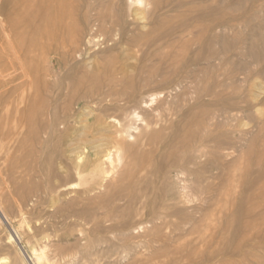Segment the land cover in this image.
Returning <instances> with one entry per match:
<instances>
[{"label":"rangeland","instance_id":"rangeland-1","mask_svg":"<svg viewBox=\"0 0 264 264\" xmlns=\"http://www.w3.org/2000/svg\"><path fill=\"white\" fill-rule=\"evenodd\" d=\"M13 1L16 0H0V19L9 9L13 11L8 13L15 15L5 30L8 35L12 32L13 51L27 53L24 54L27 59L37 62L40 83V79L45 78L44 67L40 64L46 58L54 61L49 79L48 76L46 78L49 92L33 96L38 98H32L34 105L28 104L19 110V114H25L24 123L28 125L37 121L38 118L30 120L27 116L30 111L38 109L42 100L46 110L45 120L50 117L53 108L57 115H63L61 106L71 95L68 92L84 88L83 85L86 87L82 91L90 90L88 84L92 85L96 71L102 67L106 70L109 67L111 75L108 78L115 77V80L143 71L142 88L137 91L147 104L135 110V125L119 132L128 119L117 115L116 109L113 110L108 102L99 104L97 99H86L88 103L77 99L79 103L75 106L78 113L69 118L65 130L59 128L58 134L53 135L58 143L44 147L45 158L53 157L55 160L40 163L39 168H32L27 173V177H24L25 167H22L31 154L28 153L29 146H25L29 137L23 136L25 132L22 131L20 140L24 146L21 147L20 135L12 133L17 125L13 118L15 120L19 111L14 109V115L0 114V210L7 218L5 221L0 216V264H25L28 262L25 254L31 256L33 249L45 250L51 259L50 264H85L88 254L94 255L92 253L96 248L93 246H97L91 240L101 239L100 236L104 235L110 236L111 240L114 236V239H121L119 243H125L119 248L108 242L110 251L116 247L123 256L118 259L120 262L117 260L118 263L114 264H256V257L264 256V0H40V3L37 0H19L22 4L15 3V6ZM28 5L38 16L32 12L31 17ZM26 11L30 12L29 16ZM23 14L28 18L25 19ZM19 15H23L22 19L27 23ZM22 24H25L24 27ZM26 24H29L28 27ZM40 24L47 26L41 27ZM31 27L33 30H29ZM22 28L25 30L22 31ZM20 29L21 32L18 31ZM7 30H11L10 33ZM87 31L93 35L89 37L85 34ZM5 32L0 28L1 43L7 41ZM17 33L20 36L17 37ZM81 34L86 41L79 39ZM74 40L78 45L73 44ZM21 44L25 48H21ZM82 44L83 49L80 47ZM2 46L0 52L4 51L1 55L6 50ZM75 46L80 47L83 54L74 57V60L69 52ZM28 50L36 54L31 55ZM1 55L4 61L6 57ZM73 77H81V80ZM70 79L79 81L80 86L71 81L73 87L71 85L68 89L69 85H66L71 84ZM92 101L97 102L99 107ZM239 107L240 110L237 109ZM8 123H11L10 126ZM18 126L21 129V124ZM7 128L13 138L6 133ZM42 134L43 139L47 138L46 134ZM31 145L34 154L43 149ZM70 151H73L72 157L83 153L77 159L78 164H85L81 175H77L71 165L74 159H66ZM106 156L109 160L102 162ZM60 159L64 160L65 167ZM18 167L22 173L17 172ZM40 167H49V171L55 169L58 179L38 176ZM181 169L186 172V198L180 195L179 184L175 185L174 177L171 180L168 178ZM55 180L58 184L67 183L62 193L51 192L57 185ZM35 184L41 188L36 189ZM85 190L89 192L85 193ZM24 192H28V200ZM49 192L53 194L54 202H73L75 206L69 209H78L84 202L88 207L94 204L95 214L102 213L107 219L96 225L97 231L91 230L90 234L94 237L89 235V239L86 236L87 225L58 227L55 215L51 216L55 208L50 206L51 199L48 202L51 198ZM115 192L116 195L107 200ZM38 194L42 199H35ZM23 196L24 200L19 201V197L22 199ZM32 200L35 204L41 203L43 209L40 205L32 209ZM102 200L105 203L98 206L97 203ZM29 218L33 219L32 223ZM43 226H50L48 230H51ZM9 235L15 238L10 243L7 239ZM46 235H50L48 238L51 240ZM89 244L94 245L88 247ZM53 245L55 248L52 251ZM40 246L44 247L40 249Z\"/></svg>","mask_w":264,"mask_h":264},{"label":"bare ground","instance_id":"bare-ground-1","mask_svg":"<svg viewBox=\"0 0 264 264\" xmlns=\"http://www.w3.org/2000/svg\"><path fill=\"white\" fill-rule=\"evenodd\" d=\"M23 1V0H22ZM25 1V0H24ZM38 2L40 1V0H37ZM47 0H45V2H46ZM11 2V1H10ZM14 2V1H13ZM25 2H27V1H25ZM30 2V1H29ZM41 2V1H40ZM39 2V3H40ZM9 3V2H8ZM15 3H21L22 4V2H19V0H18V2H17V0L14 2V6H15ZM33 3H34V1H33ZM32 3V4H33ZM35 3H36V1H35ZM34 3V4H35ZM10 4H12V3H10ZM25 4V3H24ZM30 4V3H29ZM34 4H33V6H34ZM42 5V4H41ZM10 6V5H9ZM12 6V5H11ZM11 6H10V8H11ZM14 6H12V7H14ZM26 5H24V7H25ZM36 6V5H35ZM23 7V6H22ZM31 8H32V6H30ZM29 7V5H28V8H30ZM15 8V7H14ZM30 8V10L29 9H27V10H29V11H31V17H32V12L34 13V11H32V9ZM15 9H17V8H15ZM19 9H20V7H19ZM35 9H36V7H35ZM38 10H39V8H37ZM45 9V8H44ZM113 9V8H112ZM10 10V9H9ZM9 10H6L7 12L4 14L5 16H3V18L2 19H0V28L2 29L3 28V33L5 32V30H6V26H8L7 25V23H12V20H11V18H13L12 16H15L14 15V13H8V11ZM18 10V9H17ZM1 12H2V10H0ZM11 11V10H10ZM13 11V10H12ZM11 11V12H12ZM29 11H26V13H28ZM14 12H16L15 10H14ZM18 12V11H17ZM16 12V13H17ZM36 12V11H35ZM4 13V12H3ZM19 13V12H18ZM26 13H24V14H26ZM30 13V12H29ZM29 13L27 14L28 16H29ZM13 14V15H12ZM21 14V13H20ZM23 14V15H24ZM37 14V16H38V13H36ZM35 13L33 14V15H36ZM89 14H91V13H89ZM18 15V14H17ZM23 15H19V16H21V19H22V17H23ZM27 15H24V17H26L25 19H27L28 18V16ZM99 15V14H98ZM18 16V17H19ZM17 17V18H18ZM42 16H40V19H42L41 18ZM89 17H92V16H89ZM1 18V17H0ZM16 18V19H17ZM20 18V17H19ZM35 18V17H34ZM21 19H19V20H21ZM24 19V18H23ZM23 19H22V21H23ZM31 19V18H30ZM39 21H40V19L39 18H37ZM45 19H49L50 20V18H45ZM88 19V18H87ZM99 19V18H98ZM11 20V21H10ZM43 20V19H42ZM21 21V22H22ZM43 21H45V20H43ZM23 22H26V21H23ZM22 22V23H23ZM35 22V21H34ZM27 23V22H26ZM32 24H35V23H33V22H31ZM44 23V22H43ZM89 23V22H88ZM30 24V23H29ZM29 24H26L27 25V27H28V25ZM45 24H47L46 23V21H45ZM44 24V25H45ZM12 25V24H11ZM23 25H25V24H22V26ZM41 25V24H40ZM39 25V26H40ZM104 25V24H103ZM22 26H20V28L22 27ZM33 26V25H32ZM36 28L38 27L37 26V23H36ZM35 26H33V27H35ZM47 26V25H46ZM46 26H43V25H41V27H46ZM87 26H88V24H87ZM86 26V27H87ZM93 26H94V24H93ZM92 26V27H93ZM97 26V25H96ZM24 27V26H23ZM33 27H31L29 30H33L32 28ZM110 27V26H109ZM25 28H26V26H25ZM25 28H22V31H24L25 30ZM104 28V27H103ZM112 28V27H111ZM83 29H84V27H83ZM98 29V28H97ZM12 30V29H11ZM10 30V31H11ZM2 31V30H1ZM10 31L9 30H7V32L8 33H10ZM18 31H20L21 32V29L20 30H18ZM38 31H39V29H38ZM103 31V30H102ZM27 32V31H26ZM30 32V31H29ZM33 32H35V31H33ZM40 32V31H39ZM48 32V31H47ZM80 32V31H79ZM16 33V32H15ZM7 33L5 32V36L7 37L6 38V42L5 43H1L2 42V40H1V42H0V48H1V46L2 47H5L6 48V50H5V52L1 55V57L4 55L6 58H5V60L4 61H2L3 59H1L0 58V61H2V62H0V79H1V83H2V85H0V114L2 113V115H3V113H5V115H9V114H11L12 112H13V110L15 109V110H17V112L20 110H22V107L24 108L25 106H27L28 104H30V106H32V105H34V103H35V101H33L32 100V98H35V97H33V96H40L41 95V92H45V93H47V92H49V90H48V88H47V76H48V79H49V76H50V69H51V64H53L52 62H54V61H52V59H47L46 58V60L44 59L43 61H42V63L43 64H40V65H42L44 68V77L45 78H42L43 80H41L40 79V81H41V83L38 81V75H37V62H35V61H33L32 59H30L29 60V58L27 59V56L26 55H24V54H27V53H24V54H21V53H15V51H13L14 49V46H13V44H11V37H12V32H11V35L9 34H7ZM38 34V33H37ZM83 34V33H82ZM82 34H81V36H82ZM86 35L88 34V31L85 33ZM41 35H43V34H41ZM45 35H46V33H45ZM78 35V34H77ZM89 35H91V33H89L88 34V36ZM93 35V34H92ZM91 35V36H92ZM4 36V37H5ZM11 36V37H10ZM18 36H20V34H18L17 33V37ZM24 36V35H23ZM37 36V35H36ZM75 36H76V34H75ZM79 36V35H78ZM80 36V38L79 39H83L84 37V34H83V36L81 37ZM91 36H89V37H91ZM118 36V35H117ZM154 36V35H153ZM16 37V36H15ZM46 37V36H45ZM150 37H152L151 35H150ZM1 38H3V37H1ZM24 38V37H23ZM36 38V37H35ZM75 39L76 38H78L77 36L76 37H74ZM94 36H93V40L91 41V40H89V38H88V40L89 41H91V44L94 42ZM97 39V38H96ZM30 41H32V39H29ZM41 39H39L38 41H40ZM84 40V39H83ZM77 41V40H76ZM75 40H74V43L73 44H76V45H78L77 43H75L76 42ZM84 41H86V39L84 40ZM34 42V41H33ZM32 42V43H33ZM73 42V41H72ZM81 42H82V40H81ZM88 42V41H87ZM16 43V42H15ZM32 43H30V44H32ZM27 44V46H29V44L28 43H26ZM35 44H36V42H35ZM58 44V43H57ZM83 44H85V42L83 43ZM80 45V47L81 46H83L84 47V45ZM22 45V44H21ZM20 45V46H21ZM23 45L24 46H26L25 45V43H23ZM23 45H22V47L21 48H25V47H23ZM87 45V44H86ZM89 45V44H88ZM87 45V46H88ZM93 45H95V44H93ZM38 46V45H37ZM30 47V46H29ZM43 47V46H42ZM80 47H78V46H75L74 47V49H72V51H71V49H70V51L72 52V54H71V52H69V54H70V56L72 55V59H74L75 60V58L74 57H80L83 53H82V49H80ZM33 48H35L36 49V47L35 46H33ZM87 49H88V47H86ZM89 49H91V47H89ZM31 50V49H30ZM33 50V49H32ZM37 50H38V48H37ZM4 51V50H3ZM3 51H1V52H3ZM13 51V52H12ZM21 51H23V49L21 50ZM21 51H19V52H21ZM39 51V50H38ZM37 51V52H38ZM92 51V50H91ZM91 51H89V52H91ZM0 52V53H1ZM28 53H30L29 52V50H28ZM39 53V52H38ZM67 53V52H66ZM85 53V52H84ZM87 53V52H86ZM85 53V54H86ZM31 55L32 54H36L35 52H31L30 53ZM67 56V55H66ZM3 58V57H2ZM150 58V57H149ZM69 59V58H68ZM77 59V58H76ZM79 59V58H78ZM83 59V58H82ZM33 62H32V61ZM60 60V59H59ZM61 61H64V60H61ZM83 61H85V60H83ZM4 62V63H3ZM68 63V62H67ZM2 64V65H1ZM39 65V66H40ZM63 65H65V64H63ZM69 66V65H68ZM78 66V65H77ZM141 66V65H140ZM105 67H107V66H105ZM141 67H143V65L141 66ZM109 68V67H108ZM108 68H107V70H106V68H104V67H102L100 70H98V71H96V74L94 75V80H93V82H92V85L91 84H88V85H90L89 87H91V89L90 90H86L85 92L84 91H82V90H85L84 88L86 87L85 85H83L84 86V88H80V89H75V90H73V93L72 92H68V93H70L69 95L71 96H69V98H67V100H66V102L61 106L62 108H61V113H63V115H57V111H56V109L55 108H53V110L54 111H52V114H50V117H48L46 120H45V118H44V115L46 114V110H45V107H44V102H43V100L42 101H40L39 103H38V109L37 110H34V111H30V113L28 114V116H27V118L28 119H30V120H33V119H37V121H32V123H30V124H28L27 125V123L25 122L24 123V120H23V118H24V116H25V114L23 113V114H19V113H21L20 111L18 112V116L15 118V120H14V118H13V122H16L17 123V125L14 127V132H12L13 133V135L15 134V136H19L20 138L18 139L19 140V145H21V147L22 146H24L23 145V142L21 141L22 139H21V136H22V131H24L23 133V136L25 135H27L26 137H29V143H26L27 145H25L26 147H28L29 146V148H28V150H30V151H28V153H30L31 152V154H29L28 156H29V158H28V161H24L25 162V166H23L22 168H24L25 167V172H24V177H27V173H29V171L32 169V168H35V167H38L39 168V164L40 163H46V161H51L52 159H54L55 160V158H53V157H50V158H45V149H44V147L46 146H48L49 144H56V143H58V142H56V140H57V138L55 137V136H53L54 134H58V131H59V128H65L66 126H68V124H69V118H71V117H74L73 115L75 114V112H76V114L78 113V111L76 110V106H75V104H78L79 102L78 101H76L77 99H82V100H85L86 102H88V100L90 101V100H94V99H97L98 101H99V104L100 103H102L103 104V102H108L107 104L108 105H111V108H113V110L114 109H116V111L118 112V114L117 115H121V116H124L125 118H127L128 119V123L127 124H124L123 126H122V128H120L119 129V132L121 131V130H123L125 127H127V126H132V124H134L135 125V118H136V114H137V112L135 111L138 107H140V106H145L146 104H147V100H144V99H142L143 97H142V95H141V93H139L138 91H137V89L138 90H140L141 88H142V85L140 84L141 83V80H142V78H143V71L142 72H138V71H136V73L134 74V76H132V75H129V76H127V77H122L121 79L120 78H116V80L114 79V78H108V76H110L111 75V72H109L110 70H108ZM136 68H139V66L138 67H136ZM84 70H85V68H83ZM88 69V68H87ZM141 69V68H140ZM54 70V69H53ZM56 70V69H55ZM68 70V69H67ZM72 70V69H71ZM142 70V69H141ZM116 71V70H115ZM73 72V71H72ZM82 72H84V71H82ZM58 73V72H57ZM91 73H93V72H91ZM117 73V72H116ZM54 74V73H53ZM89 74V73H88ZM52 75V74H51ZM85 75H87V70H86V73H85ZM118 75V74H117ZM60 76V75H59ZM114 75H112V77H113ZM79 77V76H78ZM73 78H75V77H73ZM81 78V77H80ZM80 78H77V79H79V80H81ZM69 79V78H68ZM76 79V78H75ZM76 79V80H77ZM93 79V78H92ZM118 79V80H117ZM50 80H51V78H50ZM71 81H73V79L71 80L70 79V81L69 82H71ZM43 82H45V84H42ZM78 83V82H76L75 80L73 81V83ZM85 82V81H84ZM83 83V82H82ZM81 83V84H82ZM40 84V85H39ZM79 84V83H78ZM69 85V87H68V89L69 88H71V87H73V85H72V82H71V84H67L66 85V87ZM72 85V86H71ZM87 85V86H88ZM71 86V87H70ZM74 86H75V84H74ZM78 86H80V84L79 85H77V87ZM82 86V85H81ZM64 87V86H63ZM72 90V89H71ZM242 90V89H241ZM62 91V90H61ZM64 91V90H63ZM50 92H52V91H50ZM67 92V91H66ZM83 94H82V93ZM38 93H40L39 95H38ZM65 93V92H64ZM64 93H62V95L64 94ZM37 94V95H36ZM57 94H58V92H57ZM37 98V97H36ZM35 98V99H36ZM41 98L42 97H40V100H41ZM63 98V97H62ZM62 98H60V99H62ZM156 98V97H155ZM38 99V98H37ZM36 99V100H37ZM86 99H88V100H86ZM138 99H140V100H138ZM151 100H152V98H151ZM32 101H33V104H32ZM96 101V100H95ZM136 101H138V102H136ZM92 102H94V101H92ZM84 103V102H83ZM89 103V102H88ZM95 103V102H94ZM97 103V102H96ZM95 103V104H96ZM37 104V103H36ZM46 105V104H45ZM98 104H96L95 106H97ZM58 106V105H57ZM86 106V105H85ZM92 106H93V104H92ZM97 107H99V105L97 106ZM104 106H102V108H103ZM107 108H108V106H106ZM58 108H59V106H58ZM57 108V109H58ZM78 108V107H77ZM85 108V107H84ZM83 108V109H84ZM105 108V107H104ZM110 108V107H109ZM240 108L241 107H239V108H237V109H239L240 110ZM32 109V108H31ZM82 109V108H81ZM101 109V108H100ZM14 110V111H15ZM58 110H60V109H58ZM80 110V109H79ZM111 110V109H110ZM81 111V110H80ZM85 111V110H84ZM16 112V111H15ZM25 112V111H24ZM83 112V111H82ZM86 112V111H85ZM106 113H108V111L106 112ZM17 114V113H16ZM15 114V115H16ZM103 114V113H102ZM110 114V113H109ZM139 114V113H138ZM12 115H14L13 113H12ZM107 115V114H106ZM140 115V114H139ZM2 117V116H1ZM7 118V117H6ZM10 119H11V117H10ZM25 119V118H24ZM145 120V119H144ZM6 121V120H5ZM25 121H26V119H25ZM146 121V120H145ZM118 122V121H117ZM122 122V121H121ZM125 122H127V121H125ZM12 123V122H11ZM10 123V124H11ZM10 124L8 123V125L10 126ZM18 124H21V129H19V126H18ZM67 124V125H66ZM71 124V123H70ZM7 125V126H8ZM77 125V124H76ZM6 126V125H5ZM9 126H8V128H9ZM14 126V125H13ZM16 127H18V129L16 130ZM28 127H29V131H28ZM117 128H118V125L116 126ZM219 127V126H218ZM4 128V127H3ZM7 128V129H8ZM77 128V127H76ZM23 129V130H22ZM100 129V128H99ZM10 130H11V128H10ZM13 130V129H12ZM65 130V129H64ZM80 130V129H79ZM5 131V130H4ZM4 131H3V133H4ZM9 131V129L7 130V132L6 133H10V135H9V137L11 136V131L10 132H8ZM168 131V130H167ZM19 132H20V134H19ZM46 134V137L47 138H45V139H43L42 137H41V134ZM106 133V132H105ZM104 133V134H105ZM125 133H127V132H125ZM131 133V132H130ZM42 134V135H43ZM6 135V134H5ZM11 136L12 138L14 137V136ZM79 135V134H78ZM180 135V134H179ZM4 136V135H3ZM8 136V135H7ZM6 136V137H7ZM54 137V138H53ZM111 137V136H110ZM165 138V137H164ZM5 139V138H4ZM7 139V138H6ZM21 139V140H20ZM119 139V138H118ZM1 140V139H0ZM17 140V139H16ZM22 143H21V142ZM59 141V140H58ZM103 141V140H102ZM26 142H28V141H26ZM157 142V141H156ZM31 144H34V145H38V147L39 148H43V149H41L42 151V153L39 151V153L37 152V154H34V153H32V150H33V145H31ZM100 144V143H99ZM240 144V143H239ZM15 146V145H14ZM108 146V145H107ZM111 146H113L112 144H111ZM115 146V145H114ZM139 146V145H138ZM141 146V145H140ZM20 147V148H21ZM25 147V152L27 151V148ZM94 147V146H93ZM16 148H18V146L16 147ZM32 148V149H31ZM111 148V147H110ZM128 148V147H127ZM126 148V149H127ZM118 149V148H117ZM122 149V148H121ZM120 150V149H119ZM1 151V150H0ZM116 151V150H115ZM125 151H127V150H125ZM137 151H139V150H137ZM27 153V152H26ZM70 155H69V154ZM106 153V152H105ZM108 153V152H107ZM126 153V152H125ZM71 154H73V151H70V152H67V156H66V159H68V160H70V161H73V159H74V164H71L72 166H74V170L76 171L75 173H77V175L79 174V175H81L80 173H83V171H84V165H82V164H78V160L77 159H79L80 158V154H78V155H76L75 154V156L74 157H72V155ZM83 154V153H82ZM81 154V155H82ZM109 154H110V152H109ZM120 154V153H119ZM131 154V153H130ZM27 155V154H26ZM55 156H58L56 153H55ZM62 156H63V154H62ZM117 156V155H116ZM125 156V155H124ZM130 156V155H129ZM204 156V155H203ZM24 157V156H23ZM27 157V156H26ZM59 157V156H58ZM103 157V156H102ZM122 157V156H121ZM120 157V158H121ZM127 157V156H126ZM125 157V158H126ZM25 158V157H24ZM63 158V157H62ZM118 158V157H117ZM122 159V158H121ZM135 159V158H134ZM61 160V159H60ZM77 160V161H76ZM107 160H109V158H107V156L106 157H104L103 159H102V162L104 161H107ZM115 160V159H114ZM62 161V160H61ZM60 161V162H61ZM64 161V160H63ZM63 161H62V164H63ZM101 161V160H100ZM119 161V160H118ZM136 161V160H135ZM5 162V161H4ZM54 162V161H53ZM116 162V161H115ZM143 162V161H142ZM153 162V161H152ZM67 163V162H66ZM121 163V162H120ZM135 163V162H134ZM21 164H22V162H21ZM53 164V163H52ZM107 164V163H106ZM58 165H59V163H58ZM58 165H56V166H58ZM64 165V167H65V164H63ZM68 165V164H67ZM128 165H130V164H128ZM17 166H18V164H17ZM17 166H15V167H17ZM59 166H61V164L59 165ZM58 166V167H59ZM71 166V167H72ZM115 166V165H114ZM118 166V165H117ZM43 167H44V164H43ZM132 167V166H131ZM141 167V166H140ZM139 167V168H140ZM22 168H21V170H22ZM42 167H40V170H38V176L39 175H42V177L44 176V177H48L47 179H52V178H57L59 175L56 173L57 171L55 170V169H51L50 171L48 170L49 169V167H47L48 169H46V168H42ZM55 168V167H54ZM104 168V167H103ZM115 168V167H114ZM18 169H19V167H18ZM59 169V168H58ZM63 169V168H62ZM67 169H68V167H67ZM72 168H70V170H71ZM72 169V170H73ZM23 170V171H24ZM36 170H37V168H36ZM60 170V169H59ZM107 170H109V169H107ZM112 170V169H111ZM121 170V169H120ZM173 170V168L170 170V171H172ZM184 169H181V170H178V171H176L175 172V174L173 175V176H170V177H168V178H170V180L172 179V177H174V180H176V184L175 185H177V184H179L178 185V188H180L179 190H180V192H181V196H185V193L186 192H184V190H185V185L186 184H184L185 182H186V177H185V173L186 172H184L183 171ZM33 171V170H32ZM117 171V170H116ZM126 171V170H125ZM186 171V170H185ZM17 172H20V169H19V171H17ZM59 172V171H58ZM20 173H22V172H20ZM85 173V172H84ZM109 173V172H108ZM130 173V172H129ZM170 173V172H169ZM126 174V173H125ZM143 174H145V173H143ZM173 174V173H172ZM21 175V174H20ZM37 175V174H36ZM33 176H35V175H33ZM86 176V175H85ZM126 176V175H125ZM28 177H29V175H28ZM32 177V176H31ZM36 177V176H35ZM41 177V178H42ZM61 177V176H60ZM59 177V178H60ZM63 177V176H62ZM81 177H83V176H81ZM135 177V176H134ZM139 178V177H138ZM21 179H23V177H21ZM24 179H26V180H28L27 178H24ZM35 179V178H34ZM46 179V178H45ZM49 179V180H50ZM58 179V178H57ZM80 182L83 180H80V179H78ZM85 180V179H84ZM37 181V183H39V181L40 180H36ZM41 181H42V179H41ZM41 181H40V183H41ZM46 181V180H45ZM56 181V180H55ZM62 181H63V179H62ZM113 181V180H112ZM128 181V180H127ZM134 181V180H133ZM161 181V180H160ZM169 181V180H168ZM25 182H28V181H25ZM57 182V181H56ZM65 182V181H64ZM82 182H84V181H82ZM106 182V181H105ZM115 182V181H114ZM135 182V181H134ZM30 183V182H29ZM28 183V185H30ZM44 183V182H43ZM47 183H50L49 181H47L46 182V184ZM117 183V182H116ZM66 184L67 183H59L58 184V182H57V185H55L54 186V188H53V190H51V192L52 191H55L56 190V193H62L63 192V190L66 188L65 186H66ZM128 184V183H127ZM171 184V182H169V184H168V186ZM41 185V184H40ZM47 185H49V184H47ZM46 185V186H47ZM68 185H69V183H68ZM72 185V184H71ZM102 185V184H101ZM104 185V184H103ZM110 185V184H109ZM108 185V186H109ZM124 185V184H123ZM7 186V185H6ZM34 186H36L35 188L37 189L38 188V186H37V184H35ZM46 186H44V187H46ZM70 186V185H69ZM108 186H106V187H108ZM121 186V185H120ZM199 186V185H198ZM30 187V186H29ZM33 187V186H32ZM44 187H43V189H44ZM48 187V186H47ZM46 187V188H47ZM71 187V186H70ZM105 187V188H106ZM39 188H41L40 186H39ZM38 188V189H39ZM45 188V189H46ZM115 188H117V187H115ZM189 188V187H188ZM29 188H27V190H28ZM35 189V190H36ZM26 190V191H27ZM3 191V190H2ZM34 191V190H33ZM42 192H43V190H41ZM78 191V190H77ZM115 191L117 192V189H115ZM40 192V191H39ZM40 193V196H41V194H43V193ZM85 193L86 192H89V190H85L84 191ZM83 192V193H84ZM116 192L114 193V195H112V196H108L107 197V200H109L110 198H112V197H114L115 195H116ZM136 192V191H135ZM193 192V191H192ZM26 193H28V192H24V195L26 196V198L25 199H27L28 197H27V195H26ZM35 193V192H34ZM33 193V194H34ZM56 193H54V195L56 194ZM84 193V194H85ZM100 193V192H99ZM127 193V192H126ZM188 193V192H187ZM194 193V192H193ZM192 193V194H193ZM33 194L31 195L32 196V198H33ZM45 194V193H44ZM47 195H48V193H46ZM58 194H56V195H58ZM69 194V193H68ZM67 194V195H68ZM83 194V195H84ZM21 195H22V193H21ZM49 195H51L50 194V192H49ZM49 195H48V197H49ZM53 195V194H52ZM52 195H51V198H49L48 199V202H50L53 198H52ZM81 194H79V196H80ZM96 195V194H95ZM142 195V194H141ZM190 195V194H189ZM19 196V195H18ZM17 196V197H18ZM35 196V195H34ZM38 196H39V194H38ZM35 197V199H42L40 196V198L39 197ZM60 196H61V198H62V194H60ZM65 196V195H64ZM63 196V197H64ZM66 197V196H65ZM87 197V196H86ZM122 197V196H121ZM134 197V196H133ZM201 197V196H200ZM20 199H19V201H23L24 200V196H23V198L21 199V197H19ZM31 198V197H30ZM29 198V199H30ZM61 198H60V201H62L61 200ZM182 198V197H181ZM185 198H186V196H185ZM34 199V198H33ZM51 199V200H50ZM98 199V198H97ZM14 200V199H13ZM16 200V199H15ZM28 200V199H27ZM59 200V198L57 199V201ZM67 201H69V199H66ZM71 200V199H70ZM81 200H84V199H81ZM99 200V199H98ZM188 200V199H187ZM33 201V200H32ZM32 201L30 202V203H32ZM36 201H39V200H36ZM42 201V200H41ZM53 201V200H52ZM54 201H55V199H54ZM52 202L51 203V207L52 206H54V211H55V213H52L53 215H51V216H54L55 215V219H56V224H58V227L59 226H69L70 224H76V225H78L79 227H80V225L82 226V225H84V227L87 225L88 227H89V229H87V233H86V236H87V238L89 239V235H91L90 234V232H91V230H93L94 231V229L96 230V225L100 222V221H105L106 219H107V216L105 215H103L102 213H99L98 215H96L95 214V210H93L94 209V206H96V205H91V206H87L85 203L86 202H84L83 203V206H85L84 208H82V207H80V208H78V209H76V208H73V209H69V208H72V206L74 205V204H72L73 202H68V203H64V202ZM72 201H74V200H72ZM76 201V200H75ZM78 201V200H77ZM28 202V201H27ZM27 202H26V204H27ZM127 202V201H126ZM22 203H24V202H21V204ZM33 205H32V209H36L37 207H38V205H40L41 207H42V204L41 203H39V204H35L36 202H34L33 201ZM62 203V204H61ZM64 203V204H63ZM100 203H105V201L104 200H102V201H100V202H98L97 204H98V206L100 205ZM182 203V202H181ZM184 203H185V200H184ZM16 204H18V201H17V203ZM45 205H46V203H44ZM43 204V205H44ZM50 204V203H49ZM45 205H44V207H45ZM79 205V204H78ZM81 205H82V203H81ZM131 205V204H130ZM134 205V204H133ZM71 206V207H70ZM75 206V205H74ZM136 206V205H135ZM15 207V206H14ZM29 207L31 208V206L29 205ZM40 207V208H41ZM107 207V206H106ZM130 207V206H129ZM128 207V208H129ZM195 207V206H194ZM219 207V206H218ZM2 208V207H1ZM21 208V207H20ZM48 208H50V207H48ZM48 208H45V209H48ZM17 209H18V206H17ZM17 209H15L16 211H17ZM23 209H25V208H23ZM23 209H22V212H23ZM42 209H43V207H42ZM52 209V210H53ZM99 209H101L100 207H99ZM261 209V208H260ZM134 210V209H133ZM27 211H28V209H27ZM26 211V212H27ZM30 211V210H29ZM28 211V212H29ZM38 211V210H37ZM44 211H46V210H44ZM97 211V210H96ZM190 211V210H189ZM225 211V210H224ZM48 212V211H47ZM128 212V211H127ZM20 213V212H19ZM18 213V214H19ZM225 213V212H224ZM24 214V213H23ZM22 214V215H23ZM36 214H38V213H35V215ZM41 214V213H40ZM21 215V216H22ZM141 215V214H140ZM0 216H2V217H4V220L5 221H7V218H6V215L0 210ZM24 216H25V214H24ZM38 216H39V214H38ZM47 216V215H46ZM158 216V215H157ZM156 216V217H157ZM19 217V216H18ZM36 217V216H35ZM40 217V216H39ZM49 217H50V213H49ZM201 217H203V216H201ZM42 218V217H41ZM44 218V217H43ZM47 218V217H46ZM54 218H53V220H54ZM96 218L98 219V220H96ZM161 218V217H160ZM212 218V217H211ZM12 219V218H11ZM22 219H23V217H22ZM27 219V218H26ZM30 219V218H29ZM50 219V218H49ZM51 219H52V217H51ZM2 220V219H1ZM3 220V221H4ZM31 220H33V219H30V222H31ZM36 220V219H35ZM34 220V221H35ZM40 220H42V219H40ZM43 220H45V219H43ZM48 221V220H47ZM38 222H40L39 220H38ZM49 222V221H48ZM55 222V221H54ZM156 222V221H155ZM25 223V222H24ZM32 223V222H31ZM47 223V222H46ZM53 223V222H52ZM106 223V222H105ZM37 224V223H36ZM53 224H55V223H53ZM100 224H101V222H100ZM183 224V223H182ZM32 225V224H31ZM38 225H40V224H38ZM42 225H45V224H43V222H42ZM52 225V224H51ZM72 225H70V226H72ZM205 225V224H204ZM55 226V225H54ZM57 226V225H56ZM74 226V225H73ZM100 226V225H99ZM30 227V226H29ZM40 227V226H39ZM44 228H47V230H48V228L50 227H48V226H43ZM53 227V226H52ZM143 227V226H142ZM36 228V227H35ZM44 228H43V231H44ZM51 228V227H50ZM78 228V227H77ZM29 229H31V228H29ZM99 229V228H98ZM134 229V228H133ZM183 229V228H182ZM14 230V229H13ZM35 230V229H34ZM40 230H42V229H40ZM51 230V229H50ZM50 230H48V231H50ZM54 230V229H53ZM62 230V229H61ZM65 230H67V228L65 229ZM114 230V229H113ZM139 230V229H138ZM239 230V229H238ZM29 231H31V230H29ZM60 231V230H59ZM63 231V230H62ZM79 231V230H78ZM85 231V230H84ZM97 231V230H96ZM13 232V231H12ZM26 232V231H25ZM39 232H41V231H39ZM52 232V231H51ZM57 232V231H56ZM61 232V231H60ZM80 232V231H79ZM109 232H111V231H109ZM108 232V233H109ZM113 232V231H112ZM137 232V231H136ZM10 233V232H9ZM14 233H15V235H18V233H17V231L16 230H14ZM22 233H23V231H22ZM187 233V232H186ZM195 233V232H194ZM26 234V233H25ZM46 234V233H45ZM80 234V233H79ZM12 236H13V234H11ZM115 235V234H114ZM118 235L120 236V231H119V233H118ZM185 235V234H184ZM24 236V235H23ZM30 236V235H29ZM47 236V239H49L50 237V235H46ZM62 236V234L60 235V237ZM92 236V235H91ZM106 236H108V235H106ZM123 236V235H122ZM187 236V235H186ZM16 237V236H15ZM20 237V236H19ZM25 237V236H24ZM49 237V238H48ZM51 237H52V235H51ZM78 237V236H77ZM92 237H94V235L92 236ZM96 237H98L97 235H96ZM101 237V239L99 238V239H94V240H91V241H94L95 243H97V246L95 245V246H93V245H91V244H89L88 245V247H91V246H93V247H95L96 249H94L93 250V253L92 254H94L93 256H89V255H91V254H88V261L87 262H92V263H99V264H114L115 262H117V260L119 259V258H121V257H123V256H120V252L118 251V250H116L115 248H114V251H110V249H109V246L110 245H108L109 243L108 242H111L112 243V245H117L118 247L119 246H123V245H125V243H124V241H121V243H119L120 242V240L121 239H119V238H117V239H119V240H117L116 238L114 239V236H111L113 239L111 240V238H110V236H108V237H105V235L102 237V236H100ZM138 237V236H137ZM5 238V237H4ZM29 237H27V239H28ZM33 238H34V236H33ZM53 238V237H52ZM54 238H55V236H54ZM86 238V239H87ZM147 238V237H146ZM181 238V237H180ZM7 239H8V241H9V243H10V241H14V239L9 235L8 237H7ZM6 239V240H7ZM61 239V238H60ZM92 239V238H91ZM133 239V238H132ZM43 240H46V239H43ZM49 240H51V239H49ZM48 240V241H49ZM82 240V239H81ZM96 240V241H95ZM113 240H117V241H114V242H112ZM29 241H30V239H29ZM29 241H27L28 243H29ZM47 241V240H46ZM45 241V242H46ZM53 241V240H52ZM51 241V242H52ZM59 241V240H58ZM62 241H64V240H61V242ZM83 241V240H82ZM26 242V243H27ZM50 242V241H49ZM49 242H47L48 244H49ZM54 242V241H53ZM87 242V241H86ZM93 242V243H94ZM123 242V243H122ZM149 242V241H148ZM44 243V242H43ZM46 243V244H47ZM60 243V242H59ZM42 244V243H41ZM46 244H44V245H46ZM48 244H47V246H48ZM51 244H53V243H51ZM50 244V245H51ZM55 244V243H54ZM61 244V243H60ZM185 244V243H184ZM14 245V244H13ZM43 245V244H42ZM56 245V244H55ZM87 245V244H86ZM47 246H45V247H47ZM41 247H44V246H40V249H41ZM51 247H52V245H51ZM56 247H57V245H56ZM127 247V246H126ZM156 247V246H155ZM33 248H36V247H33ZM48 248V247H47ZM55 247H54V245H53V248H52V251H53V249H54ZM120 248V247H119ZM125 248V247H124ZM144 248V247H143ZM149 248V247H148ZM151 248V247H150ZM20 249V248H19ZM46 249V248H45ZM48 249H50V247L48 248ZM30 250H32V247H31V249ZM29 250V251H30ZM57 250V249H56ZM149 250V249H148ZM177 250V249H176ZM183 250V249H182ZM20 251H22L23 253H24V250H20ZM33 252H31V256L30 255H28V254H25V256H27L26 258H27V260H28V262H26L25 264H50V263H52L51 262V259L49 258V256L46 254V252H45V250H43V249H41V250H36V249H33L32 250ZM46 251H47V249H46ZM124 251V250H123ZM126 251V250H125ZM85 252V251H84ZM87 252H89V250L87 249ZM161 252V251H160ZM49 253V252H48ZM143 253V252H142ZM164 253V252H163ZM18 254V253H17ZM50 254V253H49ZM59 254V253H58ZM84 254H86V253H84ZM165 254V253H164ZM173 254V253H172ZM53 255V254H52ZM56 255V254H55ZM80 255V254H79ZM134 255V254H133ZM12 256V255H11ZM73 256H75V255H73ZM163 256V255H162ZM9 257V256H8ZM16 257V256H15ZM54 257V256H53ZM79 257H82V256H79ZM242 257V256H241ZM3 258V257H2ZM5 258V257H4ZM3 258V259H4ZM13 258H14V256H13ZM25 258V257H24ZM83 258H86V257H83ZM129 258V257H128ZM1 259V258H0ZM16 259V258H15ZM15 259H14V262H16L15 261ZM63 259V258H62ZM61 259V260H62ZM75 259V258H74ZM81 259V258H80ZM19 259H17V263L19 262L18 261ZM59 260H60V258H59ZM120 260V259H119ZM118 260V261H119ZM122 260V259H121ZM58 261V260H57ZM67 261V260H66ZM83 261H86V260H83ZM123 261V260H122ZM217 261H219V260H217ZM7 262V261H6ZM86 262V263H87ZM120 262V261H119ZM12 263V262H11ZM85 263V264H86ZM118 263V262H117ZM227 263H228V261H227ZM1 264H6V263H1ZM7 264H8V262H7ZM16 264V263H15ZM19 264H20V262H19ZM71 264H73V263H71ZM75 264V263H74ZM88 264V263H87ZM91 264V263H90ZM218 264H220V263H218ZM256 264H264V256H257L256 257Z\"/></svg>","mask_w":264,"mask_h":264}]
</instances>
